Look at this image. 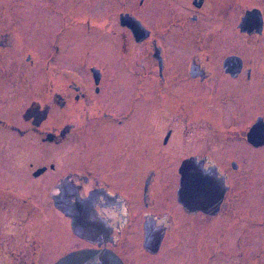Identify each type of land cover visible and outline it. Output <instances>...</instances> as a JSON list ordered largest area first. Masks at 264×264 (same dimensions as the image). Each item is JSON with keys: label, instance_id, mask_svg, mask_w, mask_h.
<instances>
[{"label": "flooded vegetation", "instance_id": "af4514ba", "mask_svg": "<svg viewBox=\"0 0 264 264\" xmlns=\"http://www.w3.org/2000/svg\"><path fill=\"white\" fill-rule=\"evenodd\" d=\"M81 1L0 0V66L13 61L0 68L9 82L0 168L12 166L29 192L6 186L0 169L2 199L34 205L45 184L77 238L67 252L108 249L123 264H264V0H85L109 4L98 20ZM86 26L97 51L109 41L138 77L132 90L131 79L118 84L126 90L102 85L95 67L92 86L71 82L63 64L90 54ZM17 60L34 68L30 89ZM54 108L63 114L46 126ZM92 121L103 127L85 136ZM230 139L239 157L228 161L225 149L214 161ZM185 160L218 181L183 190ZM22 228H0V264H44L46 237Z\"/></svg>", "mask_w": 264, "mask_h": 264}, {"label": "rangeland", "instance_id": "374dc122", "mask_svg": "<svg viewBox=\"0 0 264 264\" xmlns=\"http://www.w3.org/2000/svg\"><path fill=\"white\" fill-rule=\"evenodd\" d=\"M72 3V2H71ZM73 4H77V2H74ZM82 10H84V13L86 14L87 19H94L98 20L99 18V10L101 13L105 12L107 9H109L108 3H102L101 7L95 1H90V4L88 1L82 0L80 3ZM89 19V20H90ZM86 34L80 38L81 41H84L85 43V50H90V54L81 57L80 59H71L69 60L68 66L66 63L63 64L64 67L70 69L68 71L70 80L72 79L76 84L80 86H92V77L89 74L88 70L89 67H95L99 68L102 71V85L107 86H119L121 85H127L130 83V79L132 80V88L136 85V79L138 78L135 76V74H131L129 71H126V66L123 63V60L121 56L113 55L111 56V51H108L106 48L108 47V44L110 43L107 40L102 41L100 43L101 45V52L96 50V34L94 32V28L90 26L88 28L86 26ZM88 31V32H87ZM117 58V59H116ZM17 65L19 69L21 70V85L24 88L30 89V86H32L35 82L34 77H29L31 68L30 64L25 63L22 60H17ZM10 64H13V61L2 60V65L0 68H5L2 70V73H4V70L6 68L11 69L12 66ZM43 64V63H41ZM133 65L134 69L141 70V65L138 61L134 62ZM77 71V72H76ZM85 71V75L84 72ZM126 71L127 75L124 73ZM36 74L40 73L42 78L44 79L43 84H46L45 81L47 80L46 72H42L40 68H38L36 71ZM137 72V71H136ZM1 73V72H0ZM39 74V75H40ZM4 75V74H3ZM1 76L0 74V92L2 94H6V91L9 87V82L7 80L6 76ZM81 75V76H80ZM51 81V77L48 79ZM71 80V82H73ZM42 83V82H38ZM156 84V82H155ZM122 89H125L122 86H119ZM32 90V89H31ZM124 90V91H125ZM128 91V90H127ZM153 95L156 96L155 93ZM28 100L32 99V97H28ZM112 99H105V101L108 103ZM105 103V102H102ZM62 110H59L57 108H54L47 116V120L44 124L46 126H53L56 125L59 120V117L62 116ZM28 126V123L22 122V129H25ZM77 127H80V123L77 124ZM86 130H84L85 136H96L94 133H98L103 127L102 125L98 126V123L96 122L92 123H86ZM113 128L112 124H107V129ZM3 139V136H0V143ZM241 142L237 139H230L229 142L225 145H223L222 149L214 148L212 152V158L214 161H217L220 159V155L223 154L225 149H229V155L227 156L228 161L231 159H237L239 157V150H241ZM216 147V146H215ZM263 150V149H262ZM11 168V169H10ZM4 172V180L6 181V186H11L10 188L13 189V186L17 185L20 189L21 197H26L28 195L27 185L24 186L25 183H22L23 181L19 180L20 173H16L14 168L12 166H9V168H0ZM10 169V170H9ZM1 175V172H0ZM18 177V178H17ZM4 180L0 178V186L4 184ZM39 183V182H38ZM14 184V185H13ZM30 186V185H29ZM27 187V188H25ZM10 188H7V190H10ZM40 188V184H37V187L33 188L32 191L38 190ZM16 189V188H15ZM18 192V191H17ZM42 194L40 197H38L37 202L34 203V205H24L22 204L17 198H14L12 200H5V198L2 199V195L0 193V228H3L5 230L9 229H20L22 227H26L29 229H37L41 230V234L43 237H46V240L42 243V249H44L43 257L45 256V262L44 264H50L52 261H55L58 257L63 255L68 250L73 249L72 244L77 240L76 237H73L71 233H66L65 225L67 222L64 220V217L58 212L53 210L51 207L48 198H47V188L44 184L42 186ZM40 192V193H41ZM19 192L17 193V195ZM6 198H10L8 196V193L5 195ZM11 199V198H10ZM17 200V201H16ZM15 201V202H14ZM12 202L14 204H12ZM29 216V217H28ZM19 224V225H18ZM23 229V228H22ZM53 238V239H52ZM56 239V240H55ZM54 240V243H53Z\"/></svg>", "mask_w": 264, "mask_h": 264}, {"label": "water", "instance_id": "95a60500", "mask_svg": "<svg viewBox=\"0 0 264 264\" xmlns=\"http://www.w3.org/2000/svg\"><path fill=\"white\" fill-rule=\"evenodd\" d=\"M194 165L196 164L190 162V160H185L183 162V190L192 187L191 185L199 187L202 184H206V186H209V183L212 184L211 182L218 181V178L213 171L204 174L198 166L197 171H194ZM206 186L203 185L201 188L203 189ZM59 209L63 212L65 211L61 206H59ZM69 216L71 217L74 230H78V209L69 211ZM52 264H123V262L114 252L108 249H77L65 253Z\"/></svg>", "mask_w": 264, "mask_h": 264}]
</instances>
